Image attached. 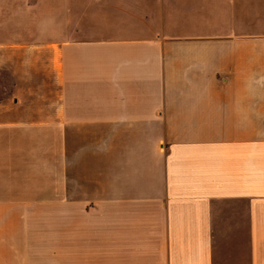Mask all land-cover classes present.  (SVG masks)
<instances>
[{
    "label": "crops",
    "instance_id": "crops-1",
    "mask_svg": "<svg viewBox=\"0 0 264 264\" xmlns=\"http://www.w3.org/2000/svg\"><path fill=\"white\" fill-rule=\"evenodd\" d=\"M0 264H264V0H0Z\"/></svg>",
    "mask_w": 264,
    "mask_h": 264
}]
</instances>
